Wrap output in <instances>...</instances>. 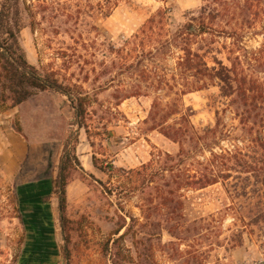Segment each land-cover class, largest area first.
Returning <instances> with one entry per match:
<instances>
[{
    "label": "rangeland",
    "instance_id": "rangeland-1",
    "mask_svg": "<svg viewBox=\"0 0 264 264\" xmlns=\"http://www.w3.org/2000/svg\"><path fill=\"white\" fill-rule=\"evenodd\" d=\"M98 1L26 0L19 16V42L28 61L86 98L89 136L79 131L77 151L82 164L88 168L96 156L107 168L103 173L92 167L85 180L77 174L70 185L68 215L76 230L72 264H111L103 246L121 217L127 225L119 236L130 228L125 251L151 254L157 264H264V232L236 220L237 211L256 207L259 197H238L233 188L238 174L201 190L175 184L186 176L161 174L159 158L177 156L180 144L154 130L152 120L158 98L172 104L176 93L188 92L172 109L179 114L164 119L166 125L185 124V116L204 134L220 122V131L231 137L217 135L214 151L234 148L238 142L233 138L243 133L220 80H197L194 85L203 89L190 91L194 79L178 66L185 45L179 47L181 41L174 39L180 29L187 33L206 26L211 30L191 37L189 48L210 69H230V52L238 45L251 57L264 43V1L256 10L245 0H119L110 16L97 9ZM152 18L162 21L165 31L147 37L146 49L159 40L174 46L163 57L148 56L141 66L136 52L129 62L122 60L118 52ZM242 60L249 74L264 80V73H255ZM158 76L168 86H159ZM137 87L141 95L127 98ZM75 129L71 103L55 92L0 113V264H65L53 192L64 144ZM198 156L212 158L208 150Z\"/></svg>",
    "mask_w": 264,
    "mask_h": 264
},
{
    "label": "trees",
    "instance_id": "trees-1",
    "mask_svg": "<svg viewBox=\"0 0 264 264\" xmlns=\"http://www.w3.org/2000/svg\"><path fill=\"white\" fill-rule=\"evenodd\" d=\"M160 1L167 3L170 0ZM245 1L252 8L261 10L264 0ZM119 2V0H100L97 2V9L106 16H110L118 7ZM25 4L26 0H0V113L11 108H17L44 92H55L67 97L74 109L76 129L69 134L64 144L57 177L54 180V194L58 199V215L64 241L63 255L65 264H72L73 254L70 245L73 241L72 235L76 230L74 228L75 222L68 215V187L77 174L83 175L82 179H86V172L77 151L80 144L79 131L85 129L89 136L87 124L88 104L82 94L75 93L73 87L65 85L52 75H42L28 61L19 42L21 31L20 8ZM167 13L168 11L165 10L162 19H166ZM157 30L158 34L165 31L162 21H158L157 18L150 19L142 30L134 36L133 41L125 44L126 49L118 52L120 58L129 62L130 59L134 58V54L131 53L136 52L135 59L138 60V65L141 66L145 60H149L148 56L153 58L163 57L166 50L174 46L171 40H159L157 45L151 49L149 48V50L145 47L146 38L152 34L155 35ZM210 30L206 26H201L199 30L189 29L187 33L184 29L179 30V34L175 35L174 41H181L178 44L179 47L185 45L182 49L185 57L181 58L178 66L189 74L191 79H194L190 84V91H194L196 88L203 89L194 85L198 83L197 80L201 81L207 78L220 80L222 95L230 100V108L233 109L240 120L243 135L241 138H233L235 142H238L233 145V149L222 148L221 153H216L212 145H216L215 138L217 135H220L223 139L231 137L228 132H224L225 130L220 131V122L217 128L209 129L204 134H199L190 119H186L185 116L182 117V120L185 121L186 125L181 123L179 126L166 125L165 118L179 114L172 109L179 107L180 96H186L188 92L176 93L172 104H163L158 98L154 103V112L152 113V120L156 123L154 130H159L163 136L180 144V152L177 156L173 157L170 154H165L164 159L159 158L162 162L160 172L161 174L186 176L183 183L175 182V184H179L180 187L182 185L195 186L200 190L214 186L221 181L227 182L234 177V174H238L239 176L236 179L239 180V184L233 186V188H238L235 189L238 197L247 198L256 195L259 197V202L256 207L246 213L238 210L236 214L239 218H236V220L244 224L245 228L259 227L261 232H264V80L254 76V73L249 74L244 66L245 62L242 60L243 57L247 59L248 67L250 70H254L255 73H264V43L260 50L251 54V57H249L250 53L246 48L238 45L235 51L230 52L231 56L234 57L232 67L214 71L209 68L200 53L189 48L191 37L206 34ZM238 38L242 40L241 36ZM131 46H135V48L129 49ZM127 49L130 51L127 52ZM139 49H141V52H139ZM241 52L243 55H241ZM142 74L145 75L144 77L147 76L146 72L142 71ZM148 76L149 79H152L150 75ZM158 79L155 81L158 82L159 86H168V84H165L166 79L164 77L158 76ZM140 95L139 87H137V90L128 95L127 98ZM170 109L174 113L169 112ZM17 131L21 134V128H18ZM205 150L211 153L212 158L201 161L198 159V154ZM99 161L96 156H93L94 167L106 173L107 168ZM110 167L114 168L113 165H110ZM240 190L241 194L239 193ZM121 219L123 222L118 224L117 230L103 246L104 256L109 258L111 264H157L151 254L144 256L141 253L133 254L130 251H125L123 242L130 228H127L122 236H119L127 225L126 219L123 217ZM113 236L119 237L114 239Z\"/></svg>",
    "mask_w": 264,
    "mask_h": 264
},
{
    "label": "crops",
    "instance_id": "crops-1",
    "mask_svg": "<svg viewBox=\"0 0 264 264\" xmlns=\"http://www.w3.org/2000/svg\"><path fill=\"white\" fill-rule=\"evenodd\" d=\"M78 148H79V147H78ZM78 156H79V155H78ZM79 158H80V156H79ZM80 160H81V159H80ZM81 162H82V160H81ZM92 163H93V162H92ZM92 163L88 166V168H87V167L85 168L84 165L82 164L83 167H84V170H85V171H88L89 169H91L92 167H94V164H92ZM89 167H90V168H89ZM94 168H95V167H94ZM53 194H54V192H53ZM69 195H70V186L68 187V200H69ZM54 196H55V194H54ZM53 200H54V199H53Z\"/></svg>",
    "mask_w": 264,
    "mask_h": 264
}]
</instances>
